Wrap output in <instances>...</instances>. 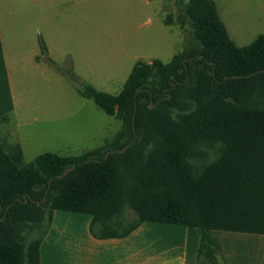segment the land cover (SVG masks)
<instances>
[{
  "label": "trees",
  "instance_id": "trees-1",
  "mask_svg": "<svg viewBox=\"0 0 264 264\" xmlns=\"http://www.w3.org/2000/svg\"><path fill=\"white\" fill-rule=\"evenodd\" d=\"M174 1L192 28L181 51L137 60L117 94L80 91L120 119L109 142L28 163L0 142V264H39L56 209L89 214L97 238L143 221L197 227L198 264H227L211 230L264 234V33L238 46L213 0ZM12 109L0 40L2 122Z\"/></svg>",
  "mask_w": 264,
  "mask_h": 264
},
{
  "label": "rangeland",
  "instance_id": "rangeland-1",
  "mask_svg": "<svg viewBox=\"0 0 264 264\" xmlns=\"http://www.w3.org/2000/svg\"><path fill=\"white\" fill-rule=\"evenodd\" d=\"M213 1L236 45L264 33V0ZM182 9L174 0H56L49 8L43 0H0L4 47L21 55L16 108L0 120V142L20 144L26 163L44 152L77 156L109 142L120 119L80 91L90 85L117 94L137 60L168 62L192 37L188 21L180 25ZM32 49L37 59L28 58ZM83 56L86 62L74 64ZM125 216L135 215L126 209Z\"/></svg>",
  "mask_w": 264,
  "mask_h": 264
},
{
  "label": "crops",
  "instance_id": "crops-1",
  "mask_svg": "<svg viewBox=\"0 0 264 264\" xmlns=\"http://www.w3.org/2000/svg\"><path fill=\"white\" fill-rule=\"evenodd\" d=\"M55 1L43 0V4L49 8ZM8 34L7 43L12 46ZM0 40L13 111L16 108L13 82L19 72L21 55L11 47L6 50L1 26ZM35 57L36 51L32 49L28 58ZM79 61L86 62V57L75 58L74 64ZM73 70L80 73L75 65ZM90 221L89 214L54 210L40 242L39 264H198L200 230L197 227L143 221L126 236L97 238L90 233ZM210 233L227 264H264V234L225 230Z\"/></svg>",
  "mask_w": 264,
  "mask_h": 264
},
{
  "label": "water",
  "instance_id": "water-1",
  "mask_svg": "<svg viewBox=\"0 0 264 264\" xmlns=\"http://www.w3.org/2000/svg\"><path fill=\"white\" fill-rule=\"evenodd\" d=\"M126 148H127V146H126L124 149H122V150H118V151H124ZM71 168H72V167H71ZM71 168H67V169L63 172V174H62V175H58V177L65 175V174H66Z\"/></svg>",
  "mask_w": 264,
  "mask_h": 264
}]
</instances>
